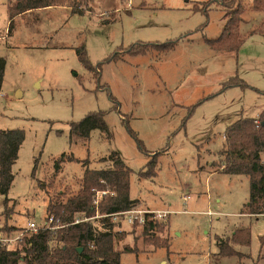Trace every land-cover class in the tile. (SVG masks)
I'll return each instance as SVG.
<instances>
[{"label": "rangeland", "instance_id": "1", "mask_svg": "<svg viewBox=\"0 0 264 264\" xmlns=\"http://www.w3.org/2000/svg\"><path fill=\"white\" fill-rule=\"evenodd\" d=\"M7 1L0 0V129H21L24 139L12 183L0 194V227L42 225L49 200L77 192L85 166L64 160L55 172L62 154L97 169L116 152L131 171L134 206L169 213L152 235L142 225L114 226L126 233L114 248L133 249L120 254V264H264V215L244 207L249 179L218 166L225 127L264 106V11L241 0V42L229 52L204 42L218 38L225 23L220 6L195 8L208 0H88L82 14L40 8L16 15L11 26ZM170 40L177 42L165 52L150 46L103 62L119 48ZM81 45L91 65L100 63L99 74L79 61ZM235 75L248 86L220 91ZM90 111L104 113L107 131L70 138L71 122ZM155 154L156 174L140 176ZM218 237L235 253L216 256ZM156 238L167 246H155Z\"/></svg>", "mask_w": 264, "mask_h": 264}, {"label": "trees", "instance_id": "2", "mask_svg": "<svg viewBox=\"0 0 264 264\" xmlns=\"http://www.w3.org/2000/svg\"><path fill=\"white\" fill-rule=\"evenodd\" d=\"M86 2L88 0H8L6 7L10 19L9 26L12 24L11 19L16 15L40 8L68 6L73 13L82 14L85 10L80 4ZM211 5H218L223 9L225 23L220 36L216 39L205 37V44L207 43L214 50L237 51L241 42L238 24L242 20L241 14L244 11L241 0H208L195 8L205 11ZM250 8L254 11H264V0H252ZM105 22L110 21L105 20ZM176 42L177 40L165 41L161 44L136 43L119 48L118 51L104 58L103 62L116 60L123 57V54H143L150 46H156L165 52L172 49ZM76 55L85 68L99 74L100 63L95 66L89 63L84 45L76 49ZM4 68L5 59L0 57V88ZM234 86L245 88L248 84L235 75L222 82L220 91ZM259 92L264 94V91ZM93 129L107 131L102 111H90L79 121L71 122L69 137L87 138ZM223 138L224 143L219 150V156L222 158L218 165L220 170L228 174L248 177L249 198L244 206L245 210L249 214L264 215V106L256 117H240L229 123L224 129ZM23 139L24 132L21 129H0V194L6 195L12 183V165L17 159ZM155 156L156 154L148 158L144 170L139 173L140 176L153 177L156 174ZM64 160L81 161L85 167L75 194L65 201L49 200L46 204V218L53 216L54 224L61 226L54 230L39 227L14 249L0 247V264H120V254L133 251L129 247H124L122 250L114 248L116 241L123 238L126 233L113 231L115 225L109 218L94 220L101 224V230L90 220L74 223L75 214H85L87 217L95 214L91 196L96 191H108L99 201L98 210L102 214L127 210L135 205L136 201L129 195L131 171L118 153L111 152L108 156L101 157L99 160L102 163L109 162V165L97 169L89 168L87 159L80 160L71 154H62L55 161V172ZM4 202H7L6 196ZM10 211L7 207L4 209L3 214L6 218L10 215ZM162 226L157 221L147 220L142 224V233L147 236L152 235L154 231L161 232ZM3 228L18 229L6 224ZM239 232L242 233L244 230ZM152 242L155 246H167L168 240L156 238ZM216 244L218 246L216 256L235 253L222 238L218 237Z\"/></svg>", "mask_w": 264, "mask_h": 264}, {"label": "built area", "instance_id": "3", "mask_svg": "<svg viewBox=\"0 0 264 264\" xmlns=\"http://www.w3.org/2000/svg\"><path fill=\"white\" fill-rule=\"evenodd\" d=\"M107 190L96 191L91 196V204L94 206L95 214L92 217H87L85 214H82L80 217L74 218V223H78L81 221L87 220H95L102 218H109L111 223L119 228V226L123 225V223H127L130 225H142L147 220L159 221L164 220L168 216V212L161 210H151V209H142L137 206H132L127 210L110 213V214H102L98 210L99 201L102 196L107 194ZM60 224L55 223L53 216H49L46 218L42 225H37L35 222L29 220L27 225L23 228H18L15 230H6L0 227V247L7 249H14L19 247L23 241V239L31 234L32 232H36L39 227H43L46 229L54 230L60 227Z\"/></svg>", "mask_w": 264, "mask_h": 264}, {"label": "water", "instance_id": "4", "mask_svg": "<svg viewBox=\"0 0 264 264\" xmlns=\"http://www.w3.org/2000/svg\"><path fill=\"white\" fill-rule=\"evenodd\" d=\"M81 249V248H80ZM80 249H78V250H80Z\"/></svg>", "mask_w": 264, "mask_h": 264}, {"label": "crops", "instance_id": "5", "mask_svg": "<svg viewBox=\"0 0 264 264\" xmlns=\"http://www.w3.org/2000/svg\"><path fill=\"white\" fill-rule=\"evenodd\" d=\"M152 210V209H151Z\"/></svg>", "mask_w": 264, "mask_h": 264}]
</instances>
